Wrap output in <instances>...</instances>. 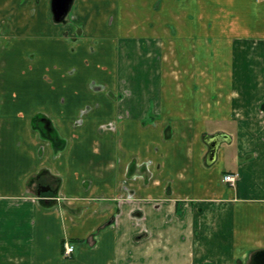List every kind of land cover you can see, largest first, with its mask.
I'll list each match as a JSON object with an SVG mask.
<instances>
[{
	"label": "crops",
	"instance_id": "1",
	"mask_svg": "<svg viewBox=\"0 0 264 264\" xmlns=\"http://www.w3.org/2000/svg\"><path fill=\"white\" fill-rule=\"evenodd\" d=\"M51 1L0 0V264H252L264 0Z\"/></svg>",
	"mask_w": 264,
	"mask_h": 264
},
{
	"label": "trees",
	"instance_id": "2",
	"mask_svg": "<svg viewBox=\"0 0 264 264\" xmlns=\"http://www.w3.org/2000/svg\"><path fill=\"white\" fill-rule=\"evenodd\" d=\"M262 107L264 109V103ZM38 120L39 119H36V121ZM49 121L50 120H48V122ZM40 129L44 138L53 142L56 148L60 149L64 146L65 142L62 138H60L54 126L51 125L49 129L48 128L46 129L45 126L44 127L40 126ZM45 172L47 171L44 170V172H40L37 176L33 177L30 180V185L35 184L36 185L35 192L36 191L38 192V195L41 198L42 202H44V204L47 206H52L57 203L55 197L59 194L61 180L60 178L53 176L51 181L44 182L41 180V177L44 175Z\"/></svg>",
	"mask_w": 264,
	"mask_h": 264
},
{
	"label": "water",
	"instance_id": "3",
	"mask_svg": "<svg viewBox=\"0 0 264 264\" xmlns=\"http://www.w3.org/2000/svg\"><path fill=\"white\" fill-rule=\"evenodd\" d=\"M73 3L74 0H52L51 4L54 20L56 22L64 21L71 10ZM221 135L222 134H215L209 136V144L211 146L210 157L214 158L218 144L220 143V138H218V136ZM252 264H264V250L257 252L253 256Z\"/></svg>",
	"mask_w": 264,
	"mask_h": 264
},
{
	"label": "built area",
	"instance_id": "4",
	"mask_svg": "<svg viewBox=\"0 0 264 264\" xmlns=\"http://www.w3.org/2000/svg\"><path fill=\"white\" fill-rule=\"evenodd\" d=\"M224 180L230 182L232 185L236 184L237 175L236 174H227L224 176ZM74 250V246L67 243L66 244V254H70Z\"/></svg>",
	"mask_w": 264,
	"mask_h": 264
},
{
	"label": "rangeland",
	"instance_id": "5",
	"mask_svg": "<svg viewBox=\"0 0 264 264\" xmlns=\"http://www.w3.org/2000/svg\"><path fill=\"white\" fill-rule=\"evenodd\" d=\"M12 65H9L8 70L12 71L13 70V61L10 60ZM18 79V77H14L12 76L9 72H8V81H9V87L13 86V81H16Z\"/></svg>",
	"mask_w": 264,
	"mask_h": 264
},
{
	"label": "flooded vegetation",
	"instance_id": "6",
	"mask_svg": "<svg viewBox=\"0 0 264 264\" xmlns=\"http://www.w3.org/2000/svg\"><path fill=\"white\" fill-rule=\"evenodd\" d=\"M42 127H46V129L48 128L49 129V127L52 125V124H50V122H48V120L47 119H43V121H42ZM53 126V125H52ZM45 129V130H46ZM47 140V139H46ZM49 141V140H48ZM45 184V183H44ZM59 192H60V189H59ZM58 197H59V194L55 197V200H58Z\"/></svg>",
	"mask_w": 264,
	"mask_h": 264
}]
</instances>
